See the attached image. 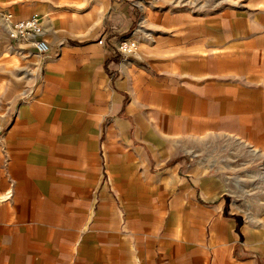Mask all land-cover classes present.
<instances>
[{
  "label": "crops",
  "instance_id": "0c3cea01",
  "mask_svg": "<svg viewBox=\"0 0 264 264\" xmlns=\"http://www.w3.org/2000/svg\"><path fill=\"white\" fill-rule=\"evenodd\" d=\"M125 2L90 20L0 0L57 51L11 43L0 19V264H264V220L230 200L244 169L231 187L197 156L220 139L264 153V0L162 14L124 58Z\"/></svg>",
  "mask_w": 264,
  "mask_h": 264
},
{
  "label": "rangeland",
  "instance_id": "374dc122",
  "mask_svg": "<svg viewBox=\"0 0 264 264\" xmlns=\"http://www.w3.org/2000/svg\"><path fill=\"white\" fill-rule=\"evenodd\" d=\"M58 6L67 8V10L76 16L78 14H87L88 19L92 20L99 13L107 11L109 0H49ZM126 6L130 8L133 17L132 33L133 39L136 40L137 47L140 42L150 43L155 39V34L160 32L157 26L162 14L187 13L200 15L210 11H219L222 8L236 7L237 0H125ZM9 11H0V19L2 13ZM132 39V40H133ZM136 51V50H135ZM130 56V55H128ZM197 156L202 162L212 159L217 161L223 172L227 168L228 183L232 187V177L236 176V172L244 169L242 182L239 185L243 187L240 192L244 195L230 197L233 204L241 206L251 220H264V160L254 161L253 158H264V153L240 147L237 143L227 139L203 144L197 150ZM222 158H226L229 164L221 165ZM244 165H237V161H242ZM210 164V163H209ZM203 167V166H202ZM205 167V166H204ZM211 167V165H209ZM236 189V186L233 187ZM232 190V188H231ZM259 214V215H258Z\"/></svg>",
  "mask_w": 264,
  "mask_h": 264
},
{
  "label": "built area",
  "instance_id": "2783aa9c",
  "mask_svg": "<svg viewBox=\"0 0 264 264\" xmlns=\"http://www.w3.org/2000/svg\"><path fill=\"white\" fill-rule=\"evenodd\" d=\"M7 39L11 43L26 42L37 54H49L50 46L44 39V30L40 16L32 13L24 18H17L12 12H4L1 15ZM137 49L136 40L120 38L113 45V51L124 58L131 55ZM51 53L57 54V51Z\"/></svg>",
  "mask_w": 264,
  "mask_h": 264
}]
</instances>
